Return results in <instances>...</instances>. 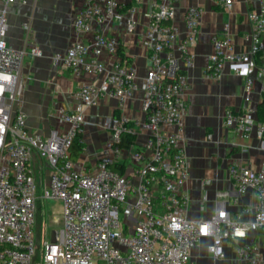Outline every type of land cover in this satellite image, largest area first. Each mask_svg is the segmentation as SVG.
Here are the masks:
<instances>
[{
	"label": "built area",
	"instance_id": "built-area-1",
	"mask_svg": "<svg viewBox=\"0 0 264 264\" xmlns=\"http://www.w3.org/2000/svg\"><path fill=\"white\" fill-rule=\"evenodd\" d=\"M16 1L0 0V264H193V249L204 238L211 239L207 249L216 260L227 259L226 242L234 240L236 264H264V161L257 169L232 161L233 189L217 193L215 214L189 217L185 115L191 82L183 66H194L191 47L200 36L204 7L186 8L183 36L175 21L181 0H83L71 45L53 61L77 77L97 76L99 82L83 83L75 93L78 104L60 114L62 132L43 137L29 130L26 113L16 109L24 93L23 60L42 55L39 47L19 49L7 43L8 7ZM147 1L150 18L143 43L150 66L140 80L138 65L121 54L124 44L111 29L123 25L133 33L139 8ZM216 1L228 12L234 9L235 0ZM246 1L258 3L248 13L251 51L236 52L226 24L223 37L213 36L210 78H220L227 63L264 51V0ZM258 77H264V67ZM254 84L253 78L246 81V102ZM141 89L144 122L136 127L122 115L105 119L103 127L112 131L111 138L93 166L79 167L72 148L77 138L85 143L86 107L113 96L123 109ZM224 122L233 132L247 134L256 121L250 111L226 109ZM123 132L136 136L130 148L120 144ZM258 132L264 136V123L259 122ZM35 156L41 160L40 171L50 173L48 183L33 171ZM246 194L251 202L242 205L240 198ZM48 199L60 203L62 223L54 242L50 237L39 243L35 228L40 203Z\"/></svg>",
	"mask_w": 264,
	"mask_h": 264
},
{
	"label": "crops",
	"instance_id": "crops-1",
	"mask_svg": "<svg viewBox=\"0 0 264 264\" xmlns=\"http://www.w3.org/2000/svg\"><path fill=\"white\" fill-rule=\"evenodd\" d=\"M82 4L83 0H17L8 7V45L19 49L39 47L42 51L41 56L27 55L23 60L20 76L24 93L16 109L26 113L29 130L43 137H50L55 131L62 132L64 126L59 122L60 114L78 104L75 93L83 83L99 82L97 76L84 74L77 77L62 63L55 65L53 61L54 55H64L71 45L73 23ZM190 5L205 9L200 36L191 47L194 66H183L191 82L185 115V142L191 178L185 191L192 196L189 217L199 220L215 214L219 191L233 189L229 176L232 161H242L254 169L264 161V136L258 132L256 112L263 98L264 77L259 78L258 75L264 67V51L256 57L250 56L249 60L227 63L220 78H210L208 68L213 36L223 37L226 24H230L236 52L250 53L253 28L248 13L257 8L258 3L235 0L234 9L228 12L216 0H181L177 5L175 21L180 25L183 36L186 33L184 13ZM149 18L150 1H147L139 8L138 23L133 33H129L123 25L116 24L111 29V34L121 38L125 54L138 65L140 80L146 76L150 66L149 53L143 43ZM249 78H253L255 84L251 100L246 102L244 87ZM143 98L144 91L141 89L123 109L113 96L102 98L96 106L86 107V147L73 158L79 167L95 164L104 143L112 136V131L103 127L104 121L114 117L117 110L136 127L144 122ZM226 109L250 111L256 121L252 130L247 134H237L229 129L224 122ZM40 164L41 160L35 156L33 171L37 177L43 174L44 183H48L50 173L48 170L41 172ZM228 202L231 209L236 208L232 199ZM239 202L249 204L250 194L242 196ZM245 218L250 216L246 215ZM210 242V238H204L193 249V264L237 263L233 247L238 241L226 242L227 259L224 260H216L208 252Z\"/></svg>",
	"mask_w": 264,
	"mask_h": 264
},
{
	"label": "rangeland",
	"instance_id": "rangeland-1",
	"mask_svg": "<svg viewBox=\"0 0 264 264\" xmlns=\"http://www.w3.org/2000/svg\"><path fill=\"white\" fill-rule=\"evenodd\" d=\"M62 223L60 203L48 199L40 203V211L35 228L39 243L44 239H50L57 234ZM211 257V255H209Z\"/></svg>",
	"mask_w": 264,
	"mask_h": 264
},
{
	"label": "trees",
	"instance_id": "trees-1",
	"mask_svg": "<svg viewBox=\"0 0 264 264\" xmlns=\"http://www.w3.org/2000/svg\"><path fill=\"white\" fill-rule=\"evenodd\" d=\"M120 52L122 55H125L124 50L121 49ZM256 112H257L258 121L264 123V91H263L262 101L259 103ZM114 117L117 119L121 118L120 110H117L115 112ZM129 124L132 125V122H130ZM135 139H136L135 135L131 133L123 132L121 134L120 144L123 147L130 148L131 145L135 143ZM85 147H86L85 143L80 142L79 138H77L72 148V157L74 158V155L76 156L80 154L85 149Z\"/></svg>",
	"mask_w": 264,
	"mask_h": 264
},
{
	"label": "water",
	"instance_id": "water-1",
	"mask_svg": "<svg viewBox=\"0 0 264 264\" xmlns=\"http://www.w3.org/2000/svg\"><path fill=\"white\" fill-rule=\"evenodd\" d=\"M55 238H56V236L52 237L53 242H54Z\"/></svg>",
	"mask_w": 264,
	"mask_h": 264
}]
</instances>
